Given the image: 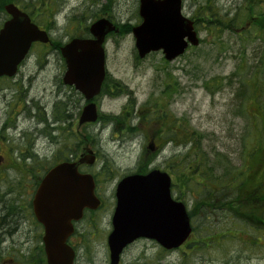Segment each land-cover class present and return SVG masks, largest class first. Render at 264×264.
I'll use <instances>...</instances> for the list:
<instances>
[{"label":"rangeland","instance_id":"rangeland-1","mask_svg":"<svg viewBox=\"0 0 264 264\" xmlns=\"http://www.w3.org/2000/svg\"><path fill=\"white\" fill-rule=\"evenodd\" d=\"M241 2L242 0L211 1L214 8L227 14L228 18L236 12ZM105 3L106 0H100L99 4L102 6ZM89 7L92 6L87 4L86 0H61L59 11L55 16V28L49 31L52 40L65 43L74 29L68 25V18ZM137 8L138 0H115L110 15L113 17V22L119 26L124 24L135 26L140 22L135 15ZM260 9L264 10V0H261ZM194 10L193 0H183L184 16L192 17ZM93 20L86 21V24L89 25ZM196 30L199 46L190 47L184 55L171 62L165 61L161 52L151 53L139 59L130 32H121L119 28L118 33L110 35L104 44L105 67L108 83H118L119 87L116 90L108 88L110 94L98 96L96 104L99 107V114L100 117L112 118L120 115L125 109L132 114L130 121L135 124V112L146 116L151 111L157 110L161 113V110H166L167 118L163 120V125L168 126L173 123L177 126L179 141H182V130L178 124L182 121L188 125L190 131L202 136L201 148L210 158L211 155L219 152L229 154L228 159L236 161L237 155L234 152L239 149L238 137L246 121L238 113L241 108L238 100H233L239 85L238 78L233 74L241 64L242 56L244 57L242 51L245 52V58L252 55L251 50L254 46L249 43L253 42L252 36L240 35L235 31L214 35L204 30L202 26ZM253 31L255 30L251 28V34ZM50 51L38 45L32 48L27 57L29 61L27 64L30 66L28 70L37 71V68L32 67L34 60L40 62L46 59L60 60L57 54ZM38 76L39 78L34 82L35 89L37 88V94L44 95L50 86L48 72L44 71ZM206 86L209 89H206ZM166 89H168L167 95L162 94L161 92ZM0 93L2 94V82H0ZM0 106L2 107V104ZM78 111L79 109L73 113L76 114ZM77 118L78 114L76 120ZM120 125L119 121L108 124L98 122L79 129L83 135L86 133L93 138L88 140V143L96 158L93 166L84 167L83 170L95 174L102 168L103 162L107 161L106 167L110 169L112 176L99 177L97 194L103 203L96 211L87 212L83 221L78 224V230L87 236L85 241L87 250L86 255L78 258L77 264H109L106 236L110 231L115 186L123 175L132 172L135 168L141 156V144L146 143L144 136L147 138L152 134L159 138L162 131L158 126L160 123L157 125L148 120L142 122L140 132L137 134L127 132ZM157 145H160L158 140ZM53 148L55 151L56 145ZM185 151L186 148L183 147H178L176 151L173 148L170 152L169 148H166L157 155L153 167L170 173V155ZM162 159L165 160V165L161 164ZM172 194L175 198H181L179 200L186 204L188 211L192 210L194 198L185 195L184 192L180 193L173 186ZM90 219L93 221L91 225L87 222ZM213 225L207 232L221 233L228 228L229 221L222 219L216 222L213 219ZM203 233V228L198 229L193 239ZM212 245L195 253L188 250L189 246L182 250L194 256L193 264H264V244L252 251L249 249L243 251L241 244L235 240L223 245ZM158 248L154 242H137L126 249L121 257V264H178L181 260V251L164 254L160 253ZM159 254L162 255V259L157 258Z\"/></svg>","mask_w":264,"mask_h":264},{"label":"water","instance_id":"water-1","mask_svg":"<svg viewBox=\"0 0 264 264\" xmlns=\"http://www.w3.org/2000/svg\"><path fill=\"white\" fill-rule=\"evenodd\" d=\"M4 11L10 18L0 29V77H10L31 45L46 44L49 37L14 4L6 5ZM138 16L141 22L131 33L141 59L161 51L166 61H172L189 45L199 44L193 22L182 14V0H139ZM117 32L111 21L100 18L89 26L90 38H73L59 49L66 66L64 84L73 86L86 101L79 125L98 118L93 99L105 78L103 44L108 34ZM94 161L92 150L86 148L78 161L51 167L36 189L33 207L44 229L48 264H72L74 252L66 242L73 234V223L82 218L84 210H96L100 205L93 176L78 171L79 165H92ZM115 200L112 230L107 237L109 264H118L123 249L136 239L153 240L170 251L179 248L191 234L186 207L173 199L171 178L164 171L154 169L123 177L116 185Z\"/></svg>","mask_w":264,"mask_h":264},{"label":"trees","instance_id":"trees-1","mask_svg":"<svg viewBox=\"0 0 264 264\" xmlns=\"http://www.w3.org/2000/svg\"><path fill=\"white\" fill-rule=\"evenodd\" d=\"M193 1L195 10L191 19L197 29L202 26L204 30L214 35L226 31H235L240 35L246 34L252 36L253 42L249 43H252L254 47L250 57L245 58V52L242 51L244 57L242 56L241 64L237 66L233 74L238 78L239 83L233 100H238L241 106L238 113L246 121L238 137L239 149L234 152L237 155L236 161L228 159L229 154L219 152L211 155L213 159L210 158L209 154H205L201 148L202 136L190 131L185 122L179 121L178 125L182 130L180 148H186V151L174 154L170 159L169 168L174 177L173 188L194 198L192 210L188 211L192 224V237L187 241L185 248L189 246L188 250L195 253L207 249L212 244L223 245V243L235 240L241 244L243 251H248V249L252 251L264 244V10L260 9L261 0H242L236 12L228 18L227 14L214 8L212 0ZM86 2L92 6L89 7L90 9L87 8L68 18V25L74 28L69 39L87 37L88 24L86 21L90 19L96 20L99 17L113 19L110 14L115 0H106L107 4L102 6L99 4L100 0H86ZM10 3L26 12L41 29L49 32L55 28V16L59 11L61 0H0V27L7 18L4 6ZM97 6L100 7L97 8ZM135 15L138 17L137 14ZM117 27L125 33L131 32L132 28L128 24L121 26L118 24ZM251 28L255 30L253 34L250 32ZM52 45L58 51L62 43L59 40H53ZM39 46L46 48L45 45ZM109 87L116 90L119 85L113 83L109 86L105 81L101 94H110ZM206 89L209 87L206 86ZM161 93L167 95L168 89ZM76 96L77 93H72L71 100L72 104L76 103L77 106L79 99ZM157 115L161 121L167 118H165L167 114L162 112L157 113L155 118ZM130 116L132 114L124 109L117 117H101V122L108 124L119 121L121 128L137 134L140 132L142 122L148 117L135 112L136 123L132 124ZM160 128L165 137L168 135L170 139H174V126L169 127L160 123ZM61 131H64V127H61ZM85 139L86 142L93 140L86 133ZM67 140L70 153L76 154L75 150H78L80 141L74 135L73 127L70 129ZM65 142L66 137H62L60 144L62 150L66 146ZM64 156L66 157V154ZM107 163V161L103 162L102 168L94 174L96 185H98L99 177L110 178L112 176L110 169L106 167ZM136 171L137 173L147 171L141 158L136 165ZM213 219L216 222L226 219L229 221L228 228L221 233H208V229L214 226ZM88 221L91 225L92 219ZM200 228H203L204 235L199 234L200 237L193 239V235H196ZM185 251L181 250V260L178 264H193L194 256Z\"/></svg>","mask_w":264,"mask_h":264},{"label":"flooded vegetation","instance_id":"flooded-vegetation-1","mask_svg":"<svg viewBox=\"0 0 264 264\" xmlns=\"http://www.w3.org/2000/svg\"><path fill=\"white\" fill-rule=\"evenodd\" d=\"M49 47L51 53L59 54V50L56 51L52 44ZM28 62L27 59L23 60L17 66L13 76L0 78L2 82V94L0 93V105L2 104V107L0 106V264H48L43 243L44 229L34 212V195L42 177L52 166L67 159L78 160L85 154L87 146L85 135L79 131L80 126L76 120L85 102L77 93L76 97H79L77 106L76 103L72 104V93L76 92L74 88L63 82L66 71L64 60L61 58L60 60L46 59L43 62L34 60L32 67L37 68V71L28 70L30 67ZM44 71L48 72L50 86L47 93L42 95L37 94L34 82ZM107 79L106 73L104 81L108 82ZM108 84L113 85V83ZM78 109V113L74 114L73 112ZM165 111L161 110L166 115L167 111ZM157 113L160 114L157 110L148 113L147 120L157 125L163 124L159 115L155 118ZM168 126L174 125L172 123ZM61 127H64V131H61ZM71 127L74 128V135L80 141L74 155L70 153L67 140ZM174 128V139H170L168 135L165 137L162 131L159 138L152 134L147 138L144 136L146 143L141 144L143 154L141 159L147 171L155 168L153 164L161 151L169 148L170 152L173 148L175 151L178 147L180 148L181 140L177 139V126ZM62 137H66V146L63 150L59 145ZM54 145H56L55 151L54 148L52 149ZM174 154L177 153H172L169 159ZM138 162L139 158L136 163ZM161 164L165 165L164 159ZM82 167L84 165L80 166L81 170ZM114 207L111 210L112 215ZM78 226L75 225V232L67 241L74 251L73 264H77L78 258L86 255L87 250L85 242L87 236L78 230ZM140 241L154 242L143 238L136 239L123 249L121 257L126 249ZM158 249L160 253L166 254L162 249ZM161 256L159 254L157 258L160 259ZM121 257L119 264H121Z\"/></svg>","mask_w":264,"mask_h":264}]
</instances>
